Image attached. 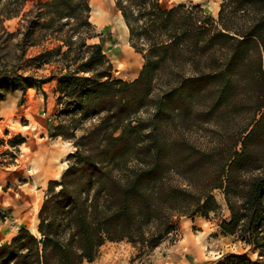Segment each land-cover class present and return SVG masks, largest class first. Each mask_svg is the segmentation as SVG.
Returning <instances> with one entry per match:
<instances>
[{"label":"trees","instance_id":"obj_1","mask_svg":"<svg viewBox=\"0 0 264 264\" xmlns=\"http://www.w3.org/2000/svg\"><path fill=\"white\" fill-rule=\"evenodd\" d=\"M24 1L0 0V15H18ZM114 4L143 59L135 79L113 78L89 0L29 10L36 20L22 41L35 44L36 31L55 39L34 58L36 68L57 63L52 77L0 74V98L55 77L60 115L69 118L51 136L74 146L60 178L48 181L36 232L22 227L0 243V264L89 263L106 241L153 249L173 217L206 218L217 207L214 190L228 211L222 233L259 256L217 264H264V0H221L216 17L198 3Z\"/></svg>","mask_w":264,"mask_h":264},{"label":"rangeland","instance_id":"obj_2","mask_svg":"<svg viewBox=\"0 0 264 264\" xmlns=\"http://www.w3.org/2000/svg\"><path fill=\"white\" fill-rule=\"evenodd\" d=\"M46 1L25 0L18 15L11 18L0 15V74L11 76L17 72L35 77H52L51 73L58 71L54 61L40 68L35 67L34 61L39 52L57 43L55 39L36 31L35 44L30 45L29 42L33 41L29 37H25L29 38L28 41H22L28 21L36 20L29 10L35 7V3ZM220 1L161 0L163 5L171 2L198 3L213 17L217 16ZM105 4L107 8L102 7L101 0H89V20L95 30L101 32L103 50L113 66V78L131 81L139 74L142 56L130 46L128 30L114 0H106ZM97 41L92 39L87 42ZM55 85L51 78L40 89L16 90L0 98V243L13 236L17 225L36 232L37 214L47 192L48 181L60 178L67 167L68 154L74 151L72 142L51 136L54 126L69 118L60 115L61 106L55 92L52 93ZM42 94L54 97L57 104L54 116H49L50 131L44 140L40 139V133L47 116L41 115L44 110L38 111L37 100ZM94 121H85L75 131L76 137ZM19 137L24 142L14 146V140ZM213 196L217 207L206 218L199 215L173 217L175 228L155 248L147 249L126 240L106 241L99 248L97 258L83 264H153L152 260L165 258L166 255L172 258L168 264H217L231 254L258 261L259 256L252 247L222 233L218 224L220 220L228 218V211L222 191L214 190Z\"/></svg>","mask_w":264,"mask_h":264},{"label":"crops","instance_id":"obj_3","mask_svg":"<svg viewBox=\"0 0 264 264\" xmlns=\"http://www.w3.org/2000/svg\"><path fill=\"white\" fill-rule=\"evenodd\" d=\"M160 3L163 7L165 8H170L178 3H181V2H176V3H169V4H162L161 0H160ZM53 80L56 82L57 79L55 77H53ZM45 84V83H44ZM55 89V88H54ZM54 89L52 90V93L54 94ZM54 97H50L48 96L47 94H42L41 98H38L37 97V100L39 102V105H38V111L39 110H44V112L41 114V115H46L47 116V119L46 121L44 122V126L41 127V133H40V139L44 140L47 138V135L49 134V131H50V126H49V121H51V118H49V116L53 115V113L55 112V110L57 109V104L55 102V99H53ZM54 116V115H53ZM52 116V117H53ZM38 119L40 120L41 118L38 117ZM54 122V121H53ZM42 124V123H41ZM56 139H61L59 137H56ZM64 144L66 145H71L70 142H67V141H63ZM72 147V146H71ZM1 204V203H0ZM24 227L23 225H17L16 227V230L13 232L12 235H14L17 230L19 228H22ZM172 261V258L170 257V255H166L165 258L163 257L162 259L158 258L157 260H152L153 264H168L169 262Z\"/></svg>","mask_w":264,"mask_h":264},{"label":"bare ground","instance_id":"obj_4","mask_svg":"<svg viewBox=\"0 0 264 264\" xmlns=\"http://www.w3.org/2000/svg\"><path fill=\"white\" fill-rule=\"evenodd\" d=\"M105 1L106 0H101V5H102V7H106L107 8V5L105 4ZM102 20V19H101ZM107 20V19H106Z\"/></svg>","mask_w":264,"mask_h":264}]
</instances>
